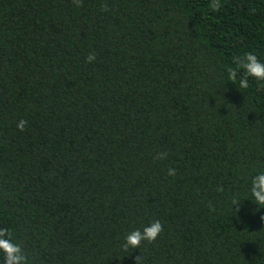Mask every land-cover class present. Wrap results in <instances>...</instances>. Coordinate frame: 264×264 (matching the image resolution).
Here are the masks:
<instances>
[{
  "label": "trees",
  "instance_id": "trees-1",
  "mask_svg": "<svg viewBox=\"0 0 264 264\" xmlns=\"http://www.w3.org/2000/svg\"><path fill=\"white\" fill-rule=\"evenodd\" d=\"M209 4L0 0V228L28 264H264V81L228 72L264 62V0Z\"/></svg>",
  "mask_w": 264,
  "mask_h": 264
},
{
  "label": "clouds",
  "instance_id": "clouds-1",
  "mask_svg": "<svg viewBox=\"0 0 264 264\" xmlns=\"http://www.w3.org/2000/svg\"><path fill=\"white\" fill-rule=\"evenodd\" d=\"M73 4L79 8L82 6L83 0H72ZM104 11H108V5H102ZM209 8L212 11L218 12L221 8V0H210ZM96 59V54L90 52L86 60L91 63ZM233 62L237 65L236 68H229V76L233 82L237 80L239 69L244 70V75L239 78V85L241 88L249 87L248 77H254L258 81H264V62H261L253 52H247L243 57H233ZM27 121L21 119L18 121L16 127L20 131H24L27 127ZM166 152H158L154 159H165ZM176 170L169 168L167 175L175 176ZM217 191H223L222 187H217ZM250 195L255 201L256 205L264 206V171H258L250 178ZM241 200L233 199L231 202L232 212L239 211V203ZM211 208L212 206L209 205ZM264 219V217H262ZM163 231V225L159 220H153L150 224L143 227V229H135L130 231L124 238V243L121 245L126 252L132 249H139L142 242H154L160 233ZM0 253L3 254V264H28V257L24 254L20 244L14 242L12 233L7 227L0 228ZM140 255L135 257V264H139Z\"/></svg>",
  "mask_w": 264,
  "mask_h": 264
}]
</instances>
